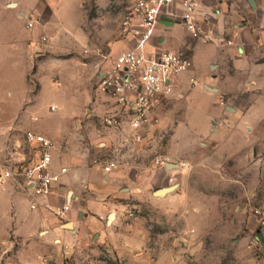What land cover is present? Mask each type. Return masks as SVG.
Returning <instances> with one entry per match:
<instances>
[{"label": "rangeland", "instance_id": "1", "mask_svg": "<svg viewBox=\"0 0 264 264\" xmlns=\"http://www.w3.org/2000/svg\"><path fill=\"white\" fill-rule=\"evenodd\" d=\"M37 2L0 0V170L22 145L27 129L58 127L81 133L80 124L102 127L101 115L111 101L100 90L97 75L108 64L110 49L120 38L121 18L134 0H82L84 34L73 44L60 35L77 31L74 19L81 13L80 0H54L51 18L58 29L52 35L39 31V19L19 13ZM29 19L34 21L32 28L26 26ZM260 90L237 95L239 126L229 121L224 127L245 138L239 158L225 159L222 174L201 172L199 183L189 181L206 195L200 214H190L187 206H179L180 211L164 208L146 198L129 207L111 244L81 246L73 240L60 251L56 242L48 243L47 250L40 236L36 247L20 245L21 239L4 235L0 222V264H264L258 246L248 245L256 232L253 211L264 205V88ZM193 98L210 106V99L202 95ZM187 100L185 108L195 114L200 133L207 118ZM169 107L173 108L167 102L158 110ZM182 113L183 109L176 116ZM173 128L155 132L159 144H174ZM41 132L60 149L61 143ZM105 158L96 160L105 165ZM211 223L214 226L207 230Z\"/></svg>", "mask_w": 264, "mask_h": 264}, {"label": "crops", "instance_id": "2", "mask_svg": "<svg viewBox=\"0 0 264 264\" xmlns=\"http://www.w3.org/2000/svg\"><path fill=\"white\" fill-rule=\"evenodd\" d=\"M196 1L205 29L217 39L201 42L190 38L177 16L168 23L161 21L157 25L151 41L157 49L186 52L192 65L174 80L172 94L154 106L152 116L155 121L141 132L139 141L134 139L127 123L110 127L103 125L101 119L102 127L91 129L87 123L83 128L80 124L81 133L75 130L66 132L58 127L45 130L37 126L31 129L41 134L43 131L61 143L60 149L54 148L52 152L51 167L54 172L61 167H66L67 171L53 183L52 192L48 195L31 197L23 183L12 179L7 181L4 189L0 188V222L4 235H13L21 239L20 245L31 248L39 243V236L47 243L46 249H49L48 243L56 242L58 251L65 245L68 247L73 240L81 246L91 242L95 246L106 247L116 240L115 231L121 230L129 207L140 200H156L160 206H173L174 210L187 206L190 214L196 216L205 209L202 200L206 195L189 181L193 179L199 183L201 172L222 174L225 159L239 158L245 138L241 139L234 131L229 133L224 127L229 121L232 126H239L237 114L241 108L236 99L238 94L264 88V0H252L253 5L249 0ZM17 5L20 6V2L17 1ZM53 7L54 0H38L32 8H20L19 13H29L39 19V31L52 35L58 29L51 18ZM171 9L180 12V0H175ZM80 10V16L74 19L77 31L60 35L67 37L72 44L84 34L82 0ZM60 25L66 28L63 22ZM119 35L109 57L132 45L130 36L122 33L121 29ZM191 78L197 82L196 85H192ZM197 95L210 99V106L198 103L193 98ZM187 98L191 107L207 118L206 127L200 133L195 129L198 124L195 114L190 115L185 108ZM219 99L224 100V106L219 104ZM110 101L106 104L108 112L103 115L117 109L113 100ZM167 102L173 107H169L171 110H158ZM182 109L183 113L176 116ZM99 112L102 114V109ZM170 125L174 127V144H159L156 138L159 136H155V132ZM179 126L190 127L181 129ZM21 146L12 155L31 161L33 150L24 142ZM105 155L103 161L118 162L110 172H104L102 162L96 160ZM158 155H165L170 163L164 167L155 166L153 159ZM183 162L186 167L181 166ZM168 186H173V189L162 196L153 194L157 189ZM32 200L35 208L30 207ZM65 203L69 204V209L62 217L57 216L56 210ZM111 213L113 217L108 220ZM252 218L255 236L260 240L258 248L264 255V225L258 224L255 214ZM68 222L71 223L70 228L64 226ZM206 226L208 230L214 224Z\"/></svg>", "mask_w": 264, "mask_h": 264}, {"label": "built area", "instance_id": "3", "mask_svg": "<svg viewBox=\"0 0 264 264\" xmlns=\"http://www.w3.org/2000/svg\"><path fill=\"white\" fill-rule=\"evenodd\" d=\"M174 1L134 0L120 21V29L122 33L130 36L132 45L121 50L116 56L109 57L108 65L97 75L100 90L112 99L117 107L114 112L101 117L102 124L119 127L127 123L136 141L142 138V131L153 125L154 106L172 94L174 80L192 65L191 58L186 52L157 49L151 42L157 25L161 21L168 23L171 18L177 16V20L190 38L201 42L217 39L205 29V22L199 17L196 0H180V12L171 9ZM26 26L34 27V21L29 19ZM41 39L46 40V35H42ZM190 82L192 85L197 83L193 78ZM218 102L222 106L225 105L223 99H219ZM23 142L33 150V159L26 161L25 157L17 158L11 155L8 163L0 170V188L4 189L7 181L12 179L23 183L31 197L48 195L52 192L53 183L59 180L67 168L61 167L58 172L52 170V152L55 144L49 137L27 129L23 133ZM105 162L104 172H110L118 166V162L114 160ZM169 163L165 155H158L153 159V164L158 167H164ZM181 166L186 167V163L183 162ZM35 206L32 200L30 207ZM68 209L69 204L65 203L55 214L62 217ZM253 213L258 224L263 226L264 205L255 208ZM259 242V238L254 236L248 245L257 247Z\"/></svg>", "mask_w": 264, "mask_h": 264}, {"label": "water", "instance_id": "4", "mask_svg": "<svg viewBox=\"0 0 264 264\" xmlns=\"http://www.w3.org/2000/svg\"><path fill=\"white\" fill-rule=\"evenodd\" d=\"M250 4L253 5V2L252 0H249ZM16 4L15 3H11V6H15ZM161 19H163V17H161ZM173 189V186H168V187H164V188H160V189H157L156 191H154V194L156 196H162L164 193H167L169 191H171ZM113 217V214L111 213L108 217V220H111ZM65 227L67 228H70L71 227V223L68 222V223H65L64 224Z\"/></svg>", "mask_w": 264, "mask_h": 264}]
</instances>
